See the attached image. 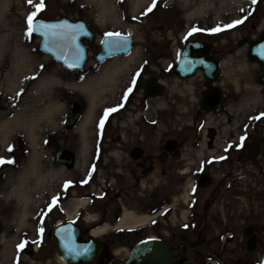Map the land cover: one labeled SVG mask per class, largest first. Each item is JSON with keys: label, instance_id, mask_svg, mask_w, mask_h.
I'll return each mask as SVG.
<instances>
[{"label": "flooded vegetation", "instance_id": "1", "mask_svg": "<svg viewBox=\"0 0 264 264\" xmlns=\"http://www.w3.org/2000/svg\"><path fill=\"white\" fill-rule=\"evenodd\" d=\"M187 40L200 39L185 38L174 48L169 40L150 43L164 44L153 51L150 63L160 67L161 58H167V65L147 75L145 66L136 68L115 103L103 107L101 117L106 109H116L103 127L100 121L91 123V138L79 119L72 128L66 127V117L59 123L55 161L67 168L57 161L65 149L73 155L72 168L81 160L84 166L82 177L72 174L56 207L69 219L62 205L69 194L78 195L73 200H84L90 211L75 212L74 222L85 233L105 224L103 235L109 239H160L176 263L264 264V89L257 91L263 94L260 105L230 96L249 90L225 88L220 50L205 40H200L205 57L200 51L191 56L202 60L206 72L201 65H188L191 73L176 75L173 68ZM97 76L93 72L87 78ZM167 78L173 80L171 88ZM147 80L162 89L146 88ZM124 214L148 220L121 224ZM147 231L150 235L142 237ZM189 250L192 257L182 259ZM40 251L24 247L14 264Z\"/></svg>", "mask_w": 264, "mask_h": 264}, {"label": "rangeland", "instance_id": "2", "mask_svg": "<svg viewBox=\"0 0 264 264\" xmlns=\"http://www.w3.org/2000/svg\"><path fill=\"white\" fill-rule=\"evenodd\" d=\"M18 2L22 5H17ZM37 3L40 0H33L31 6L27 0H16L0 12V123L10 121L6 138L0 129V157L14 161L0 164V264H14L21 251L17 245L22 241L25 247L31 244L41 250L38 256L24 254L23 264H38L36 261L61 264L51 231L56 222L66 217L56 206L72 174L82 177L79 169L84 166V160L79 161L75 169L61 167L53 156L55 135L59 123L65 120L69 102H79L83 107L81 114H85L88 92L81 83L93 72L98 73L97 77L103 74L108 61H122L125 66L94 85L98 93L91 102L90 116L84 125L90 138L94 131L91 123L101 120L105 104L115 103L118 89L130 80L132 72L145 66L144 75H147L155 73L152 68L159 67V64L150 63V58L153 51L164 44H150L153 41L169 40L173 48L185 38L213 42L221 53L220 70L225 88L249 90L230 96L248 98L251 99L249 105H260L263 94L257 91L264 89L263 84L255 80L262 67L247 57L248 42L256 40L264 31V0H43L44 7L34 20L82 19L95 32L96 42L91 44L89 61L83 72L67 71L38 49L40 38L36 34H26V16ZM236 20L243 22L225 27ZM217 27L221 30L212 31ZM193 28L198 30L192 31ZM107 32L127 34L133 38L135 46L128 56H116L98 64L93 54L98 49L100 37ZM161 59L160 67H165L168 59ZM110 67L108 64V69ZM10 82L15 84L10 86ZM167 83L171 88L173 80L168 79ZM33 155L37 173L27 178L30 191L29 200H25L18 188L24 172L31 167ZM74 196L69 194L62 205L73 221L76 211L83 209L90 213L84 203L82 207H75L78 202L73 200ZM67 212L72 214L69 216ZM148 235L149 231L142 237ZM96 237L103 245L100 256L118 260L125 259L130 248L141 239H109L103 233ZM193 253L189 250L181 258L190 259ZM96 264L101 262L98 260Z\"/></svg>", "mask_w": 264, "mask_h": 264}, {"label": "water", "instance_id": "3", "mask_svg": "<svg viewBox=\"0 0 264 264\" xmlns=\"http://www.w3.org/2000/svg\"><path fill=\"white\" fill-rule=\"evenodd\" d=\"M43 25V27H40ZM34 31L40 38L38 45L42 53L47 54L68 71H83L88 63L91 44L96 42L95 32L82 19H70L61 17L56 19L37 18ZM119 33V32H107ZM106 34V33H105ZM103 34L98 42V51L93 55L97 63L109 58L128 54L134 47L133 38L127 34L119 33V36L108 37ZM242 42H239L241 45ZM193 51H200L202 56L206 55V47L199 40H188L181 48L178 60L174 65L173 72L181 77L191 73L187 66H202V60L191 56ZM247 57L250 61L257 62L264 67V31L259 38L251 41L247 48ZM204 68V67H203ZM206 72L205 68L203 69ZM152 80L146 81V88L162 89V86L153 85ZM256 82L264 85V71L256 74ZM81 113V104L72 101L68 105L66 127L72 128ZM57 161L65 164L68 169L73 167V155L68 150H62L57 155ZM51 240L56 255L67 264H96L103 250L102 243L91 232L85 233L81 224L72 220L60 221L51 232ZM102 264H198L185 260L176 263L171 257L169 245L160 239L146 238L135 243L128 251L123 260L116 258H101Z\"/></svg>", "mask_w": 264, "mask_h": 264}, {"label": "bare ground", "instance_id": "4", "mask_svg": "<svg viewBox=\"0 0 264 264\" xmlns=\"http://www.w3.org/2000/svg\"><path fill=\"white\" fill-rule=\"evenodd\" d=\"M16 0H0V12H3L5 10V8L10 4V3H15ZM8 2V3H6ZM2 4H7L6 6L5 5H2ZM19 6H21L22 4H20V2H18ZM108 64L109 66H111L109 69H108ZM125 66V63L122 62V61H117V60H112V61H108L107 65L105 66V72L103 74H101L99 77L97 78H94V79H88V80H84L82 83H81V86L82 87H86L87 89V92H88V107H87V110L85 112L84 115H82L81 117V120H80V127H83L87 122L89 116H90V112H91V109H92V103L93 100L96 98L97 96V90L94 88V85L97 84V82H99L100 80L102 79H105V78H109L111 75H114L116 72L118 71H121ZM228 73H231V71L229 70ZM103 81V80H102ZM94 82V83H93ZM12 84H15L14 82H10V86H12ZM92 85V86H91ZM100 88V87H99ZM9 120L7 121H4V122H1L0 123V129H2V131H4V138H6L8 136V133H9ZM29 137H30V133H29ZM31 139H33L31 137ZM30 140V138H29ZM4 141V140H2ZM1 145H3V142L1 143ZM31 163H30V168L24 172V176L22 177V180L20 181V186L18 188L19 192H21V194L23 195L24 199L25 200H29V187L27 185V178L29 175H34L37 173V169H36V163H35V156H31ZM78 205H75V207L79 208L82 205V203H84V200H80L78 201L77 200ZM81 203V204H79ZM67 214L70 216L72 213H69L67 212ZM128 216V217H127ZM147 216L146 215H143V216H134L132 214H124L122 220L120 221L121 224H129V225H139V224H143V223H147ZM107 225L103 224V225H99L95 228H93L91 230V233L98 236L99 234H102L106 231L107 229ZM57 260L61 263V264H67L66 262H64L61 258H59V256L57 257Z\"/></svg>", "mask_w": 264, "mask_h": 264}, {"label": "snow or ice", "instance_id": "5", "mask_svg": "<svg viewBox=\"0 0 264 264\" xmlns=\"http://www.w3.org/2000/svg\"><path fill=\"white\" fill-rule=\"evenodd\" d=\"M155 2V0H154ZM253 2H255V0H253ZM27 3L31 6L33 5V0H27ZM44 7V4H43V0H40V3H37L35 4L34 6V10L29 12L28 15L26 16V34L27 35H31L34 31H37L38 29L34 26V18L37 16V13ZM148 11H151V8L148 9ZM243 21L241 20H236V21H233L231 24H228L226 25L225 27H228V28H231V27H234L236 24H239V23H242ZM40 27H43V25H41ZM198 29H195L193 28L192 31H197ZM221 29L219 27L217 28H214L212 29V31H220ZM191 34V32L189 33V35ZM106 36L108 37H111V36H119L120 34L119 33H106L105 34ZM133 83H135V80H133ZM128 91L130 92L131 89L129 88ZM125 96H127V93H125ZM116 109H106L105 110V113H104V116L101 117V120H100V127H103V124H104V120L106 119V117L108 116V114L110 112H113L115 111ZM261 116H264V113L261 114ZM260 117H256V119H259ZM245 139V137L241 136L240 137V140L241 142H243V140ZM241 145H237V147H239ZM9 151H11V146H9ZM219 159L223 160L225 159V157H219ZM4 163H14V161H11V160H5V158L3 157H0V164H4ZM67 186V185H66ZM195 190V189H193ZM55 200L56 198L54 197L53 198V203H55ZM51 207V205H50ZM40 231H43V229H40ZM25 247V242H21L20 244L17 245V248L18 249H23Z\"/></svg>", "mask_w": 264, "mask_h": 264}]
</instances>
